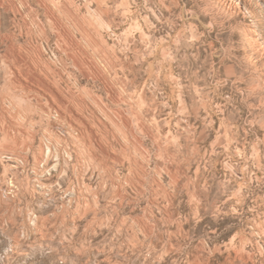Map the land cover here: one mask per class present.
<instances>
[{"label":"clouds","instance_id":"9594fccd","mask_svg":"<svg viewBox=\"0 0 264 264\" xmlns=\"http://www.w3.org/2000/svg\"><path fill=\"white\" fill-rule=\"evenodd\" d=\"M0 264H264V0H0Z\"/></svg>","mask_w":264,"mask_h":264}]
</instances>
